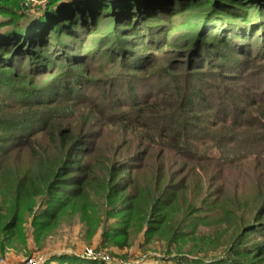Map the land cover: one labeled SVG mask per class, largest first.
<instances>
[{
	"label": "trees",
	"instance_id": "trees-1",
	"mask_svg": "<svg viewBox=\"0 0 264 264\" xmlns=\"http://www.w3.org/2000/svg\"><path fill=\"white\" fill-rule=\"evenodd\" d=\"M1 124L0 238L38 203L39 232L101 210L122 249L204 220L220 255L167 245L158 264H264V0H0Z\"/></svg>",
	"mask_w": 264,
	"mask_h": 264
},
{
	"label": "rangeland",
	"instance_id": "rangeland-1",
	"mask_svg": "<svg viewBox=\"0 0 264 264\" xmlns=\"http://www.w3.org/2000/svg\"><path fill=\"white\" fill-rule=\"evenodd\" d=\"M191 23L196 24V20H191ZM102 33H104V30L100 32V34ZM172 36H175V33L170 34L169 39ZM256 41L255 39L254 43H257ZM163 51L164 49L156 51L159 52L162 59L172 58L173 56L177 59L180 58V55L170 54V52L169 54H164ZM246 58L249 57L247 56ZM41 78L44 79H41L43 80L42 82L49 83L52 75H44ZM83 115L91 118L93 122L96 120V116L87 110L83 111ZM3 128L7 127L1 124L0 133ZM210 154H217L216 149L210 152ZM13 156L15 157L16 163L21 162V156L19 154H14ZM1 157L0 155V159ZM176 168L178 169L177 172L182 174L183 169L175 166L174 170ZM205 176L209 177V181L204 183L207 188V186L213 184V181H215L213 179L217 175L205 174ZM192 177L194 179L187 183L189 187H193L191 190H188L190 199L196 198L198 194L196 189L199 188L198 186L195 187L197 178L195 176ZM5 193L6 191L0 186V204L8 200ZM249 195L251 197V192ZM38 206L40 205L37 203L34 210L23 211L22 216L24 220L21 224L22 234L15 235L11 240L7 234H3L2 238H0V264H28L30 258L40 259L39 264H44L47 261H51V264H59L56 258L58 255L68 254L82 257L81 254L85 253L88 249H93L96 254L100 252L109 256V259H102V257L91 258L93 260H101L106 264H158L159 262H164V259L169 258L167 245H171L170 247L173 253H176L178 248L187 250L192 245H195V247L204 245V248L209 252V258L220 255L221 253L219 251L224 248V245L219 249L217 248L219 246L218 243H221L222 239L218 240L215 237L214 224L211 222V226L206 221L201 220L198 230L188 226L172 244L169 243L168 238L170 228L160 227L156 233L146 234L149 226L145 223L141 230L135 229L131 234L129 246L121 249L111 241H107L104 235L106 225L110 228L121 225L120 216H108L102 213L101 210L95 214L92 212L93 219L89 221H85L83 218L84 215L82 214L65 213L49 229L44 232H39L33 222L35 214L39 210ZM138 225L140 224L138 223ZM202 236L206 239L200 241V237ZM1 248H4V252H1ZM203 254L202 252L200 253L201 256H204Z\"/></svg>",
	"mask_w": 264,
	"mask_h": 264
},
{
	"label": "built area",
	"instance_id": "built-area-1",
	"mask_svg": "<svg viewBox=\"0 0 264 264\" xmlns=\"http://www.w3.org/2000/svg\"><path fill=\"white\" fill-rule=\"evenodd\" d=\"M81 256L85 258L102 257V259H109V256H107L106 254L100 252L98 254H96V252L94 253L93 249H88L87 251H85V253L81 254ZM40 261L41 260L37 258H30L28 264H39Z\"/></svg>",
	"mask_w": 264,
	"mask_h": 264
}]
</instances>
